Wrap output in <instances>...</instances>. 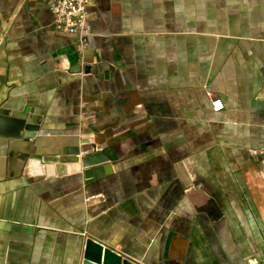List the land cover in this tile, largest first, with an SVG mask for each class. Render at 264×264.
I'll list each match as a JSON object with an SVG mask.
<instances>
[{
	"label": "crops",
	"instance_id": "obj_1",
	"mask_svg": "<svg viewBox=\"0 0 264 264\" xmlns=\"http://www.w3.org/2000/svg\"><path fill=\"white\" fill-rule=\"evenodd\" d=\"M50 1L0 0V264H264V0H91L81 51Z\"/></svg>",
	"mask_w": 264,
	"mask_h": 264
},
{
	"label": "water",
	"instance_id": "obj_2",
	"mask_svg": "<svg viewBox=\"0 0 264 264\" xmlns=\"http://www.w3.org/2000/svg\"><path fill=\"white\" fill-rule=\"evenodd\" d=\"M0 121L13 123L19 129H31V125L25 123V117L23 115H17L14 113H8L7 110L0 109ZM16 132V131H15ZM85 149H81L78 145L73 147L64 148L59 161L61 162H76L80 163L84 168L83 174L89 176L93 174L94 178L100 176V166L107 172L108 165L105 164L106 158L94 151L90 154H84ZM81 264H137L125 257H122L119 253L115 252L98 241L87 238L84 242L82 251Z\"/></svg>",
	"mask_w": 264,
	"mask_h": 264
},
{
	"label": "built area",
	"instance_id": "obj_3",
	"mask_svg": "<svg viewBox=\"0 0 264 264\" xmlns=\"http://www.w3.org/2000/svg\"><path fill=\"white\" fill-rule=\"evenodd\" d=\"M91 0H51L48 4L53 26L55 30L75 37L77 49L81 51L87 43L90 33L88 22V6ZM214 110H220L223 105L219 99L210 98ZM87 153V150L83 152ZM100 198L101 193L86 196V200Z\"/></svg>",
	"mask_w": 264,
	"mask_h": 264
}]
</instances>
